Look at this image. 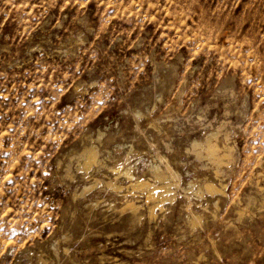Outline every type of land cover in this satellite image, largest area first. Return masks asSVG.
I'll use <instances>...</instances> for the list:
<instances>
[{
	"label": "rangeland",
	"instance_id": "1",
	"mask_svg": "<svg viewBox=\"0 0 264 264\" xmlns=\"http://www.w3.org/2000/svg\"><path fill=\"white\" fill-rule=\"evenodd\" d=\"M217 126L221 162L190 146ZM157 152L179 183L151 210L128 184ZM257 183L264 0H0V264H264Z\"/></svg>",
	"mask_w": 264,
	"mask_h": 264
},
{
	"label": "bare ground",
	"instance_id": "2",
	"mask_svg": "<svg viewBox=\"0 0 264 264\" xmlns=\"http://www.w3.org/2000/svg\"><path fill=\"white\" fill-rule=\"evenodd\" d=\"M204 132H205V134H204L203 138H201L200 140L193 139L191 141L190 146H192V149L196 153L197 156L201 157V156L206 155L207 158H209L213 161H216V162H221V160L222 159L224 160V158H230V159L232 158V155L234 154V153H232V151L234 150V149L232 150V148H233L232 144L229 145V143H227V141L225 140L226 142L225 143L222 142V144L220 145L217 141L218 140L217 138H219V135H218L219 126H217L216 128H212V129L207 128L206 130H204ZM227 135H228V133L225 131L224 137L227 138ZM229 136H230V134H229ZM157 155L159 157V160L164 162V167H161V165H159V164L152 165V172H153V175L155 177L154 179H156V181L154 180L155 182H150V181H148V179H143L141 177H138V178H134V180L130 181L128 184L129 187L130 186L131 187H140L143 189L146 201L151 202V204L149 206L151 210L153 209L154 206L159 205L161 202L165 201L166 199L172 198L173 195H169V193L174 192L175 190H173V186H176V188H177L178 183H179L178 182L179 181V173L175 169L172 168V165L169 164L168 161H170V160H167L168 157L165 158L164 154H160L158 152H157ZM80 156L82 157V163H83V166L85 168H88L92 165H94V166L96 165L99 167L102 164V160L99 157V149L97 148V146H95L92 143H91V145H89L83 149ZM128 156H129V154H128ZM126 159H127V156H126ZM128 159H130V158H128ZM230 159L228 161H231ZM225 160H227V159H225ZM216 162H214V163H216ZM214 163H212V164H214ZM217 164H219V163H217ZM104 167H106V166H104ZM107 169H109L111 172H113L115 174H123L128 179L133 178V172L131 170V166L128 163H126V161H125V163H122L120 165V167H118L117 165H108ZM218 170L219 169L217 167H215V171L214 170L213 171L215 174H217ZM261 171H262V169H261ZM168 177H169V179L167 180L166 178H168ZM115 178H116V176H115ZM251 181H252V179H251ZM217 182H219V181H217ZM94 183H95V181H94ZM108 183L110 185H112L113 187H121V185L116 180H109ZM261 184L262 185H260V183H259L257 187L259 190L264 192V184L263 183H261ZM179 187H181V186H179ZM202 187L206 191L211 192V193L221 192V193L226 194V191H225L226 183L225 182H219L217 184L214 181V179H206L203 182ZM87 188H89V186L84 187L83 191L86 190ZM133 189H135V188H133ZM119 190H122V188ZM201 190L202 189H200L199 191H201ZM251 196H253V195H251ZM239 197H238V200H240ZM247 198L250 199V197H247ZM260 199H262V203L264 205V195H262V197ZM236 202H238V201H236ZM247 202L249 203V201H247ZM138 205L139 204H136L131 198L126 200V206H130L131 208H134L135 210H136V208L138 209V207H139ZM130 207H128V208H130ZM242 209L243 208L241 207L240 211H242ZM238 213H239V211H238ZM191 217H192V220H191L192 223L193 222L198 223L200 220L199 219L200 216L198 217V216L192 214V216L190 215V218Z\"/></svg>",
	"mask_w": 264,
	"mask_h": 264
}]
</instances>
